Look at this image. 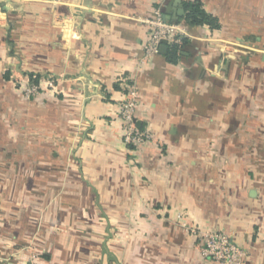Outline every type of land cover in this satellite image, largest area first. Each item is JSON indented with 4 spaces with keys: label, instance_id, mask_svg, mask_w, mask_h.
<instances>
[{
    "label": "crops",
    "instance_id": "obj_1",
    "mask_svg": "<svg viewBox=\"0 0 264 264\" xmlns=\"http://www.w3.org/2000/svg\"><path fill=\"white\" fill-rule=\"evenodd\" d=\"M193 1L220 27L173 17ZM158 9L176 62L145 55ZM263 55L264 0H0V264H220L194 229L264 264Z\"/></svg>",
    "mask_w": 264,
    "mask_h": 264
},
{
    "label": "built area",
    "instance_id": "obj_2",
    "mask_svg": "<svg viewBox=\"0 0 264 264\" xmlns=\"http://www.w3.org/2000/svg\"><path fill=\"white\" fill-rule=\"evenodd\" d=\"M150 26L148 37L143 44L147 57L160 53L163 45L182 44L189 36L182 22L167 20L158 9L154 18L148 20ZM34 79V78H33ZM33 79L24 87L27 99H34L41 94V86ZM53 87L54 82L50 81ZM139 92L135 85L129 87L127 98L120 105V119L124 130V141L132 147H141L153 142V135L140 127L136 119ZM200 240V252L204 258L220 264H246V251L235 244L231 237L223 232L193 230Z\"/></svg>",
    "mask_w": 264,
    "mask_h": 264
},
{
    "label": "trees",
    "instance_id": "obj_3",
    "mask_svg": "<svg viewBox=\"0 0 264 264\" xmlns=\"http://www.w3.org/2000/svg\"><path fill=\"white\" fill-rule=\"evenodd\" d=\"M185 15L184 21L191 25H208L213 29L220 27L219 19L208 13L201 1L187 2L184 4ZM186 42L184 39L183 43ZM180 46L178 44L170 45L169 51L167 52L168 59L171 62H176L179 56ZM35 82H39V79H34Z\"/></svg>",
    "mask_w": 264,
    "mask_h": 264
},
{
    "label": "water",
    "instance_id": "obj_4",
    "mask_svg": "<svg viewBox=\"0 0 264 264\" xmlns=\"http://www.w3.org/2000/svg\"><path fill=\"white\" fill-rule=\"evenodd\" d=\"M184 14H185V11H184V9L182 8L181 10H179V11H177V13L175 14V15H173V17L174 18H178V17H183L184 16ZM164 18L165 19H167V20H171L172 19V16H164ZM167 48H168V46L167 45H163L162 47H161V51H165V50H167ZM263 60H264V55H263Z\"/></svg>",
    "mask_w": 264,
    "mask_h": 264
}]
</instances>
